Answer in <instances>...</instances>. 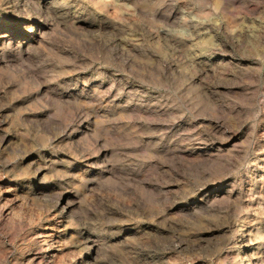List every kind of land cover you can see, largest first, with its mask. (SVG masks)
Returning <instances> with one entry per match:
<instances>
[{
	"label": "rangeland",
	"instance_id": "obj_1",
	"mask_svg": "<svg viewBox=\"0 0 264 264\" xmlns=\"http://www.w3.org/2000/svg\"><path fill=\"white\" fill-rule=\"evenodd\" d=\"M0 264H264V0H0Z\"/></svg>",
	"mask_w": 264,
	"mask_h": 264
}]
</instances>
